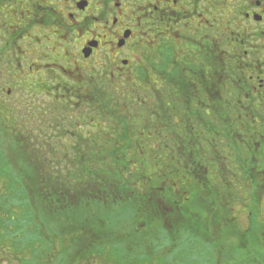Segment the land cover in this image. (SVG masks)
Returning a JSON list of instances; mask_svg holds the SVG:
<instances>
[{
	"label": "flooded vegetation",
	"instance_id": "af4514ba",
	"mask_svg": "<svg viewBox=\"0 0 264 264\" xmlns=\"http://www.w3.org/2000/svg\"><path fill=\"white\" fill-rule=\"evenodd\" d=\"M43 3L35 15L42 19L46 42L55 49L52 61L65 60L63 48L70 46L75 59L91 61L97 67L90 72L95 81L75 85L78 95L131 96L127 100L134 110L128 115H140L141 110L154 113V119L144 126L150 136L64 135L58 140L62 156H69L71 149L79 150L82 143L95 149L90 157L102 158L115 156L112 146L121 139L138 145L151 143L156 159L171 161V167L164 166L167 173L183 188L193 183L187 192L198 188L201 195L218 199L209 201L208 217L185 218L182 204L188 199L182 194L174 201L172 229L176 231L173 223L188 220L191 232L187 234L203 238L212 214L219 228L226 219L236 223L234 217L222 214L227 208L233 211V205L242 207L240 188L248 184L241 176H264V154L259 153L264 145V0ZM85 50L89 51L87 57ZM103 77L110 79L111 87H106ZM64 86L60 81L59 87ZM125 105L115 110H124ZM97 123L92 122L93 128ZM260 182L258 178L249 185L255 189ZM200 192L193 193L194 197ZM216 203L221 210L212 212ZM195 223L206 229L195 228Z\"/></svg>",
	"mask_w": 264,
	"mask_h": 264
},
{
	"label": "rangeland",
	"instance_id": "374dc122",
	"mask_svg": "<svg viewBox=\"0 0 264 264\" xmlns=\"http://www.w3.org/2000/svg\"><path fill=\"white\" fill-rule=\"evenodd\" d=\"M43 2L44 0H10L7 3L6 0H0L1 34H3V30L10 29L13 31L18 30L20 34L24 35L21 38H18L19 40L11 54H9L6 49L0 50V54H5L6 56L5 59L2 58L0 60V76L5 80L2 81L0 85V169L1 167H5L11 174L19 173L17 168L22 164L19 162L22 161L24 163L28 160L31 147L34 148L38 144L40 145V143H43V141L50 143L49 139H51L52 142L48 145H51V147H58L60 146L58 141L59 137L64 136L65 133V135H71L77 124V133H81L82 126L84 127L81 137L92 135L94 129L91 126L92 122L89 118L92 117L91 113L93 116L96 114V110H98L97 106H99L98 99L95 97L96 99H93L94 104L82 103L80 107H75L74 103L76 100L71 96L72 93H78L75 85L80 81H87V83H90L91 80L95 81L94 77L91 78L90 72L96 71L97 67H95V64L91 61L85 63L80 58L75 59L73 57L74 53H72L73 47L70 46L63 48V55L66 57L65 60L52 61L55 57L52 50L55 49L54 47H51L50 43L46 42V29L41 25V17H37L35 15V10H32L33 4L38 6L39 4L43 5ZM6 9H8L6 15L10 16L7 17L9 18L8 20L3 17ZM39 11L37 13H39ZM2 12H4V14ZM32 14H34V16H32ZM34 20L39 21L36 24L38 27H34V29L31 30L29 25L31 26ZM5 25L8 28H6ZM1 43H3V40L0 36V45ZM61 49L62 45L59 46L56 51L58 55L61 53ZM122 56H125V54ZM53 62L56 64H53ZM12 64L15 69L12 68V71L10 68L6 69L7 66L12 67ZM75 67L79 68L76 70ZM131 76L134 78L135 74ZM59 78L60 80H58ZM101 79L102 82L106 84L107 88L111 87L109 84V78L103 77ZM101 79L98 78L99 81H101ZM60 81L63 82L65 85L64 87L69 88V91L67 92L70 93V95L66 93V89L59 87ZM8 89L10 90L9 94L7 93ZM130 98L131 96H122L121 94L112 96L103 94V98L100 96L99 100L103 103H108L110 107L114 109H117L116 106L121 107L126 104L124 111L131 113L134 110V106L132 105V107L130 105L133 104L132 101L127 100ZM103 106L106 107V105ZM139 113L141 114V116L137 115L139 117L134 118L135 116H131L135 122H139L138 120L142 117L144 111L141 110ZM3 122L9 124L10 128L15 126V128L19 127L20 130H23V135H21L22 133H17L20 139L15 140L12 135V128L9 130L8 126H3ZM22 122H27V129L24 128V126L20 127L19 123ZM98 123L100 128L102 121H99ZM140 123L141 122H139V124ZM104 128L102 127L100 129L99 135L108 136L105 134L106 132L104 131ZM30 130H33L36 133L32 136L29 133ZM137 131L138 133L136 134L139 136H150L149 131L141 129L140 125L138 126ZM109 132L113 131L109 130ZM109 135L112 136V134ZM28 140L29 143L27 142L26 146L25 143ZM122 141L123 140L121 139L120 143H123ZM40 147H38V149H40ZM82 149L83 147L79 148L78 154H80V156L83 155V153L80 152ZM141 150L142 152L138 151L136 154L139 157L137 160H139L141 164H144L150 154L149 150L145 147ZM259 150V153L264 154V145L260 146ZM42 153L46 156V152L42 151ZM52 154L57 157V160L54 159V161L58 163L55 164V162H53V165H49L50 168L48 171L51 172V174L55 171L62 173L64 172V169L68 171L73 167L74 170H77L75 169L77 168L75 164L79 160V155L74 152V149H71L69 156H67L70 159L66 158L60 160L64 156L60 153L59 147L56 148ZM150 159L154 162V166L156 165V160L157 164L160 161L155 157ZM63 160L66 161V163L63 166V162H61L60 166L59 161ZM23 165L27 167L26 164ZM159 165H161V163H159ZM23 176L25 177V174H23ZM173 177L172 180L174 183L178 184L179 189L176 190V185L172 184V186L169 187L170 192L160 191L161 195L166 198V200H164L165 202L156 198L157 195L159 196V191L151 192L150 195L153 196L151 201L154 200L156 202L155 213H152L153 211H151L145 218L141 217L142 219H140L137 215H133V209L127 208L125 209L127 214H123V211H121V213L117 212L116 214L110 212V217H103L105 223H110L109 231L103 234L104 238L111 237V235H114L115 231H119V233L123 235H129L131 227L137 232L139 230L141 231L138 232L140 235L136 237V240H142L141 242L144 249L147 250L151 246L154 251L144 252L145 255L142 257L134 252L131 253L122 247L117 248L119 251L113 248H108L103 254L97 256L94 255L93 262H88L87 264H264V176L261 179V185L255 186V189H252L250 185L240 188L242 198H244L242 207H240L239 204L235 206L233 205V211L227 208L225 213L222 214L223 217H234L236 223H232L226 219L219 228L217 222L218 219L213 217L214 214H212L210 222L205 224L208 226V230L203 232L205 237H190L189 240L186 239L184 242H181L180 245L178 244L177 248L172 250L168 246H165L166 242L164 241L170 236L176 237L174 228L172 229L170 226L172 218L176 217L174 213L176 212V206L174 205V202L172 203L168 200L169 196L167 194L171 195L172 193L174 201H179L182 194L186 196L188 200L184 199L182 204V207L185 209L183 215L186 212V216H188V208H190L196 211L197 214L190 213L189 215H207L208 217L209 214H207L206 210L210 211L208 206L209 201L213 202L218 200L217 197L212 194L201 195L198 188H190L187 192L186 188L193 183H188L184 186L185 188H183L177 181L178 179L175 176ZM5 179L6 174L0 173V189H3L2 186ZM184 180L185 179H182V181ZM28 184L31 193L34 194L32 190L34 187V181L28 180ZM173 186L175 188L174 192L171 191ZM195 192H200L198 193L200 199L194 197L193 193ZM9 196H11L10 193L5 194L0 191V219L4 217L3 214L6 212L5 206L8 207V201L5 197ZM15 198H17V195H15ZM204 199L206 201H204ZM11 206V209L15 214H22L25 209L28 210L27 207H25L27 205H21V201H15V204ZM212 209L214 210L212 212H218L221 210L217 203ZM33 210L35 211L34 215L36 216L35 205L33 206ZM111 210L112 209L107 210L106 214ZM44 211L46 212V208H44ZM48 217L51 218V216ZM151 218L154 219L152 220ZM41 219L44 220L43 217ZM46 221L48 220L46 219ZM53 221L54 222H47L50 229L69 227L68 219H57L55 217L53 218ZM79 223V216L75 219L74 223L72 222L71 224L69 222L70 225L75 227L79 225ZM30 225L29 228L17 225L16 232L23 231L24 234H27L28 232H32L31 229L36 231L37 225L35 223L34 227H31ZM187 225L190 228L188 220H184L183 223H173V226L176 227V231L181 235L191 232L188 230L183 231L187 228ZM6 228L7 227L4 223L0 221V240H2V244H4L3 242L5 241H9V233ZM205 229L206 227L204 226L200 227V230L202 231ZM218 229H220V231ZM130 235H135V233L133 232ZM70 239L71 238L68 237L65 238V240L60 245L58 244V246L57 242L54 241V245L58 250L55 254L60 256L62 261L61 264H75L76 260L79 258L77 255L78 250L74 249L76 248V245H72ZM126 241L129 242L130 239H127ZM91 244L92 243L88 239H81V241H79L78 249L80 250L83 246H85L83 249L88 247L91 248ZM8 246L9 245L5 243L2 248L7 249ZM122 246L124 247L125 244ZM16 247L17 245H13L12 249L10 247L11 252H8L7 255H14L13 250ZM154 252L155 254H153ZM5 259L6 258L0 259V264H7L8 262ZM43 263L44 261H39V259L36 260V264ZM11 264H16V262L12 261ZM82 264L84 263L82 262Z\"/></svg>",
	"mask_w": 264,
	"mask_h": 264
},
{
	"label": "trees",
	"instance_id": "16d2710c",
	"mask_svg": "<svg viewBox=\"0 0 264 264\" xmlns=\"http://www.w3.org/2000/svg\"><path fill=\"white\" fill-rule=\"evenodd\" d=\"M9 1L10 0H6L7 3ZM32 7V10L37 12V5L33 4ZM6 11H8V9L5 10V14L4 12L2 13L4 14L3 17L8 20L9 18L7 17L10 16L6 15ZM38 22L39 21L34 20L32 25H29L31 30H33L34 27H37L36 24ZM6 28L8 27L6 26ZM0 36L3 40V43L0 45V50L6 49L9 54H11L19 40L18 38H21L24 35L20 34L18 30L13 31L7 29L3 30V34H1L0 31ZM2 58H6L5 54H0V60ZM11 66L12 67L7 66L6 69L10 68L11 71L15 69L13 64ZM58 80H60V78ZM2 81L5 80L0 76V85ZM64 89H66V93L70 95V93L67 92L69 91V88L64 87ZM71 96L76 100L74 103L75 107H80L82 103L94 104L93 99L95 97L81 96L78 95V93H72ZM100 96L103 98L102 94L96 97L99 102V106H97L98 110H96L97 115L95 114L93 116L91 113L92 117L89 119H91V122L102 121V125L100 128L99 124L97 125V128L95 127L96 125L94 128L93 125H91L94 129L92 135L95 133L99 135L102 127H105L104 131L107 135L112 134L113 136L120 137L135 135L139 125L141 126V129H144L147 122L154 119L153 112H146L138 120L141 122L139 124V122H135L134 119L131 118V116L134 117L133 114L128 115V112L124 110L118 111L114 108L112 109L108 103H103L99 100ZM103 105H106V107ZM139 116H141V114ZM139 116H135L134 118ZM19 125L20 127L24 126V128L27 129V122L19 123ZM77 125L71 135L82 136L81 133L84 128L82 126V132L77 133ZM3 126H8L9 130L12 128V135L15 140L20 139L17 133L21 134L23 130H20L19 127L15 128V126L10 128L9 124L6 122H3ZM29 133L33 136L36 132L30 130ZM21 135H23V133ZM27 142L29 143V140L26 141V146ZM47 145V141H43L40 145L38 144L34 148L31 147L28 160L24 163L22 161L19 162L22 163L17 168L19 173L11 174L5 167H1L0 169V173L6 174V179L2 186L3 189H0V191L5 194L10 193L11 195L5 197L8 201V207L5 206L6 212L3 214L4 217L0 219V221L7 227L6 229L9 233V241L3 242L4 244L6 243L9 245L7 249L2 248L4 244H2V240H0V259L6 258L5 260L8 262L7 264H11L12 261L16 262V264H34V262L36 264V260L38 259L39 261H44L43 264H61L62 261L60 256L55 254L58 250L54 245V241L57 242L58 246V244L60 245L67 237L71 238V244H75L76 248L74 249L78 250L77 255L79 258L76 260L75 264H82V262L84 264L86 262L87 264L88 262H93L94 255H101L105 250L107 251L108 248L117 250V248L122 247L125 250L131 253L134 252L142 257L145 255L144 252H153L154 249H152L151 246L149 247L151 249L148 248L146 250L144 249V246H142V240H136V237L140 235L138 232L141 231L139 230L137 232L131 227V231L129 232L130 234L134 232L135 235H123L119 233V231H115L114 235H111V237L104 238L103 234L109 231L110 223H105L103 217H110V212L116 214L117 212L121 213V211H123V214H127V211L125 212V209L127 208L133 209V215H137L140 219L145 218L151 211H153L152 213H155L156 202L154 200L151 201L153 196L150 194L153 191H159V196L157 195L156 198L163 201L166 200V198L161 195L160 191L170 192L169 187L174 184V181L172 180L174 177L169 172L167 173L164 167L166 163L167 166L170 167L171 161H159L162 165L161 166L159 163L157 164L156 160V165L154 166V162L150 159L154 158V149L153 144L151 143L138 145L132 142H115L111 149L115 156L108 158H101V156L97 158L90 157L89 155L92 154L95 149L88 148L91 144L84 143L82 144L83 149L80 150L83 155L79 156V160L75 164L77 167L75 169L77 170H74L73 167L70 169L71 171L64 169V172L62 173L55 171L51 174V172L48 171L50 168L49 165H53V162H55V164L58 162L54 161V159L57 160V157L52 154L55 150L53 149L54 146L49 151ZM100 145L106 146V144ZM38 147H40V149H38ZM143 147L149 150L150 156L144 164H141L139 160H137L139 157L136 154L138 151L142 152L141 149ZM42 151L46 152V156H44ZM98 151L106 152L108 150L98 149ZM78 152L79 150L75 151L77 154ZM66 158L70 159L69 157L64 156L60 160ZM61 162H63V166L66 163L64 160L59 161L60 166ZM23 164H26L27 167ZM23 174H25V177ZM241 178L248 185L253 184L255 179H262L261 176L259 177L256 175H243ZM28 180L34 181V187L32 188L34 194L31 193ZM15 195H17L18 199L15 198ZM167 195L169 196L168 200L173 203V194L171 193V195ZM15 201H21V205H27L25 207H27L28 210L24 208L25 211L22 214L13 213L11 205H14ZM34 205L36 206V216L34 215L35 211L33 210ZM44 208H46V212L44 211ZM110 209L112 210L106 214V211ZM181 215H183V213ZM48 216H51V218ZM78 216L80 219L79 225L76 227L70 225L69 222L71 224L72 222L74 223ZM183 216L185 218L187 217L186 212ZM42 217L45 221L41 219ZM55 217L57 219H68L69 227L50 229L47 222H54L53 218ZM46 219L48 221H46ZM34 223L37 225L36 231L30 228L32 232L27 231L29 234H24L23 231L16 232L17 225L29 228L30 224L31 227H34ZM194 225L195 228L201 227L199 223H195ZM186 230L190 231V228H185L183 231ZM174 233L176 237H171L169 235L170 237L164 241L166 242L165 246H168L172 250L177 248L178 244L180 245L181 242H184L186 239L189 240L191 237L187 233L181 235L175 230ZM85 238L92 243L91 248L88 247L83 249L85 247L83 246L79 250V241H81V239L84 240ZM127 239H130V241H126ZM124 244L125 246L123 247L122 245ZM11 245H17V247L13 250L14 255L8 256L7 253L11 252L10 247L12 249ZM117 251H119V249ZM153 254H155V252Z\"/></svg>",
	"mask_w": 264,
	"mask_h": 264
},
{
	"label": "water",
	"instance_id": "95a60500",
	"mask_svg": "<svg viewBox=\"0 0 264 264\" xmlns=\"http://www.w3.org/2000/svg\"><path fill=\"white\" fill-rule=\"evenodd\" d=\"M88 54H89V51H86V50H85V52H84V57H87ZM7 93H8V94L10 93V90H9V89H8Z\"/></svg>",
	"mask_w": 264,
	"mask_h": 264
}]
</instances>
